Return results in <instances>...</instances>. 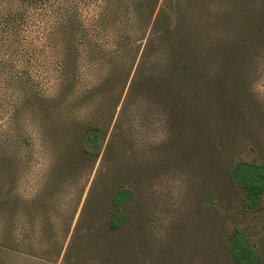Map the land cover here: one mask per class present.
Listing matches in <instances>:
<instances>
[{"label": "trees", "instance_id": "obj_1", "mask_svg": "<svg viewBox=\"0 0 264 264\" xmlns=\"http://www.w3.org/2000/svg\"><path fill=\"white\" fill-rule=\"evenodd\" d=\"M183 4L127 0L122 19L114 0H21L12 13L24 35L20 68L8 70L0 175L8 196L17 197L23 173L43 159L36 196L51 201L53 218L46 220L48 209L40 213V234H52L56 263L64 250L60 264L127 262L118 235L135 232L134 188L145 184L134 168L122 166V155L145 140L140 127L154 107L149 96L159 88L181 90L203 62V34L185 25ZM119 22L124 31L115 28ZM229 175L245 192L244 208L258 210L264 161L238 160ZM223 251L234 264H263L239 227L224 239Z\"/></svg>", "mask_w": 264, "mask_h": 264}, {"label": "rangeland", "instance_id": "obj_2", "mask_svg": "<svg viewBox=\"0 0 264 264\" xmlns=\"http://www.w3.org/2000/svg\"><path fill=\"white\" fill-rule=\"evenodd\" d=\"M114 1L124 19L127 0ZM183 1V22L203 34V62L181 90L159 88L149 96L154 107L140 127L145 140L121 158L145 184L134 188L136 228L118 240L126 264H234L223 241L239 227L264 264V198L258 210L245 209V192L229 175L238 160L264 161V0ZM20 5L21 0H0V149L10 115L8 70L20 68L23 48L24 34L12 16ZM115 25L124 31L125 23ZM42 162L33 160L23 173L18 198L8 196L0 175V264L62 260L65 250L55 262L50 231L40 234V213L48 209L46 220L53 218L51 201L36 196Z\"/></svg>", "mask_w": 264, "mask_h": 264}]
</instances>
